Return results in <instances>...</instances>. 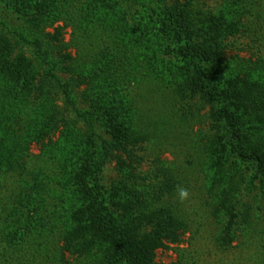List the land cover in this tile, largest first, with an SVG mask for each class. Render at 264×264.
I'll return each mask as SVG.
<instances>
[{
    "label": "trees",
    "instance_id": "trees-1",
    "mask_svg": "<svg viewBox=\"0 0 264 264\" xmlns=\"http://www.w3.org/2000/svg\"><path fill=\"white\" fill-rule=\"evenodd\" d=\"M11 1L22 6L16 11L19 16L33 13L29 24L41 30L27 36L26 27L0 19V264H13L12 253L26 254L28 261L50 259L61 264L68 262L66 253L79 256L81 264L85 259L86 264L112 259L164 264L155 260V251L167 246L165 238L178 242L177 230L185 232L187 227L170 205H156L174 190L175 178L163 185L147 184L145 189L138 184L131 150L148 130L142 121L137 133L127 124L137 115L130 110L128 81L140 64L138 58L150 61L148 53L155 48L144 53L139 36L143 32L131 31L124 39L118 37L117 27L110 30L98 17L101 20H93L94 31L105 30L100 37L104 41L96 49L90 45L88 56L80 60L62 51L58 27L54 32L44 30L48 20L53 24L62 19L85 31L78 5L68 0ZM159 10L147 32L152 40L172 42L171 51L189 68L193 91L219 103L215 116L223 123L233 153L264 179V153L248 144L240 116L232 109L240 100V81L228 80L219 87L203 66L219 57L217 40L225 16H202L179 0L164 3ZM100 83L107 92L98 90ZM54 88L75 116L61 114L60 140L45 143L43 137L60 113L53 104L58 92ZM81 100L89 103L87 107L77 106ZM80 124L87 133L79 130ZM159 128L154 131L161 132ZM33 141L42 142L40 154L30 152ZM112 160L123 176L106 180L105 165Z\"/></svg>",
    "mask_w": 264,
    "mask_h": 264
},
{
    "label": "rangeland",
    "instance_id": "rangeland-1",
    "mask_svg": "<svg viewBox=\"0 0 264 264\" xmlns=\"http://www.w3.org/2000/svg\"><path fill=\"white\" fill-rule=\"evenodd\" d=\"M68 1L78 5L82 14L79 19L86 30L74 29L71 22L62 19L54 20L53 24L48 20L44 30L54 32L58 27L63 40L62 51L74 58H86L90 45L96 49L104 41L100 37L105 30L94 31L93 20L98 17L103 19L104 25L109 24L110 30L117 27L118 37L125 39L131 31L137 35L143 32L139 36L144 53L155 48L154 53H148L150 61L138 58L140 64L127 80V94L132 101L130 110L137 114L128 120L129 130L137 133L141 121L148 130L147 137L132 146L131 161H135L138 184L144 189L147 184L163 185L175 178L174 190L156 205H170L187 225L185 232L182 228L177 230L181 233L178 242L164 239L167 246L155 251V260L164 264L178 260L183 264H264V179L256 177L253 166L233 153L223 123L215 116L219 103L193 91L189 68L171 51L172 42L152 40L153 35L147 32L159 8L176 0ZM179 2L188 3L192 11L202 16L212 13L225 16L217 40L219 57L203 66L219 87L226 85L228 80L240 81V100L232 109L240 116L242 133L248 144L264 153V0ZM18 7L22 9L11 0H0V19L10 25L26 27L27 36L39 32L41 28L29 24L34 14L23 12L24 16L21 13L19 16ZM0 30L3 31L1 23ZM145 33H148L147 39ZM85 86L82 84L80 89ZM96 87L101 92L106 91L103 83ZM54 89L58 92L53 104L60 113L56 114L53 129L43 137L45 143L51 139L60 140L64 129L59 122L62 115L75 116L60 90ZM87 104L82 100L77 102L81 108ZM157 126H161L159 133L154 131ZM78 127L87 133L86 127L81 124ZM42 149V142H31L32 154H40ZM117 153L128 157L127 152ZM105 176L106 180L123 176L115 160L105 165ZM182 189L188 192L186 198L180 196ZM50 250L53 251L52 247ZM11 257L13 264L22 260L24 264H61L50 259L28 261L26 254L12 253ZM76 257L79 256L66 253L67 264H81ZM100 264L126 262L112 259Z\"/></svg>",
    "mask_w": 264,
    "mask_h": 264
},
{
    "label": "clouds",
    "instance_id": "clouds-1",
    "mask_svg": "<svg viewBox=\"0 0 264 264\" xmlns=\"http://www.w3.org/2000/svg\"><path fill=\"white\" fill-rule=\"evenodd\" d=\"M180 196H181V198H186L187 196H188V192L186 191V190H181L180 191Z\"/></svg>",
    "mask_w": 264,
    "mask_h": 264
}]
</instances>
